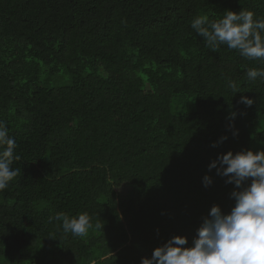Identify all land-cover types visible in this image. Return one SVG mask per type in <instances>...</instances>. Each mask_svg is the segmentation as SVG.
Returning a JSON list of instances; mask_svg holds the SVG:
<instances>
[{
  "label": "trees",
  "instance_id": "obj_1",
  "mask_svg": "<svg viewBox=\"0 0 264 264\" xmlns=\"http://www.w3.org/2000/svg\"><path fill=\"white\" fill-rule=\"evenodd\" d=\"M227 10L264 18V0H0V121L20 169L0 191V264H141L231 210L235 186L208 165L264 150V79L246 75L264 60L191 28ZM82 212L85 237L51 219Z\"/></svg>",
  "mask_w": 264,
  "mask_h": 264
},
{
  "label": "clouds",
  "instance_id": "obj_2",
  "mask_svg": "<svg viewBox=\"0 0 264 264\" xmlns=\"http://www.w3.org/2000/svg\"><path fill=\"white\" fill-rule=\"evenodd\" d=\"M254 17L252 11L227 10L215 20L199 15L192 20L191 28L214 52L226 45L245 58L264 60V18ZM246 75L249 81L264 79V69H249ZM228 87L234 93L240 92L235 81L229 80ZM238 102L251 107L254 100L241 96ZM231 115L234 119L236 113ZM237 135L238 130H234L233 136ZM225 139L222 137L221 142ZM16 147L15 138L0 121V191L20 174L19 168L12 167L19 159ZM208 167L226 178V184L235 186L230 194L234 206L225 213L219 205H213L196 229L191 246L185 247L186 236H173L155 248L151 258H142L141 264H264V150L228 151ZM212 183L209 175L203 177L205 187ZM51 219L61 221L63 233L75 237H85L93 228L87 212L75 216L57 213ZM95 228L101 225L96 224Z\"/></svg>",
  "mask_w": 264,
  "mask_h": 264
},
{
  "label": "rangeland",
  "instance_id": "obj_3",
  "mask_svg": "<svg viewBox=\"0 0 264 264\" xmlns=\"http://www.w3.org/2000/svg\"><path fill=\"white\" fill-rule=\"evenodd\" d=\"M67 80H68L67 77L63 76V74H60L59 77L53 79L47 85L50 86V87H54L56 85L63 84Z\"/></svg>",
  "mask_w": 264,
  "mask_h": 264
}]
</instances>
